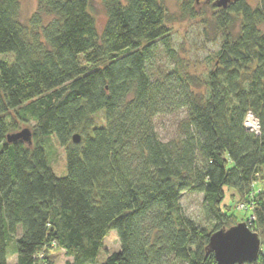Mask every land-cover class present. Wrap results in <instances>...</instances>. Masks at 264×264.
<instances>
[{"label":"trees","instance_id":"trees-1","mask_svg":"<svg viewBox=\"0 0 264 264\" xmlns=\"http://www.w3.org/2000/svg\"><path fill=\"white\" fill-rule=\"evenodd\" d=\"M192 1L183 16L197 17ZM37 3L23 23L21 0H0V56H12L0 60V264L13 240L15 264H52L53 249L66 264H97L111 231L121 250L103 264H218L211 235L245 222L227 189L254 216L248 226L263 245L251 264H264V0L217 14L229 33L201 79L155 69L161 48L174 52L161 0H101V32L91 0ZM179 112L164 142L155 119ZM248 114L258 135L245 128ZM31 123V146L7 142ZM50 136L65 149L61 178ZM186 193L203 196L208 228L185 216Z\"/></svg>","mask_w":264,"mask_h":264},{"label":"rangeland","instance_id":"rangeland-1","mask_svg":"<svg viewBox=\"0 0 264 264\" xmlns=\"http://www.w3.org/2000/svg\"><path fill=\"white\" fill-rule=\"evenodd\" d=\"M192 0H161L162 5L168 13V27L172 35V50L166 52L161 48L156 54L155 69L159 71H168L169 68L179 66V68L196 78H203L213 67L212 61L216 58L220 45L228 30L223 32L216 28L217 14L221 12L212 4L196 5L195 0L192 9L197 14L196 18H190L189 15L183 16L182 5ZM253 8L259 5L260 0H246ZM193 2V1H192ZM38 7L37 0H21L20 20L27 23L29 18L36 12ZM91 12L95 17L97 29L102 31L106 23V15L101 0H91ZM264 31V25L261 27ZM240 30V21L236 20L232 30V35H237ZM11 60V55H2L0 60ZM103 112V111H102ZM104 113V112H103ZM184 112L170 115H160L155 119V130L161 140L167 142L173 139L177 134L179 123L185 119ZM97 124L103 123V115L98 114ZM30 126L22 125L24 129H31ZM46 152L57 177H64L67 174L65 149L60 146L54 136L46 138ZM232 190H226L227 199L225 203L231 205L232 210L243 202L234 201L231 203ZM203 196L200 194L186 193L181 199V206L185 216L193 220L202 228H208L203 215ZM237 218L241 223H247L251 216L250 211L235 210ZM249 225V224H248ZM120 242L116 231H111L103 241V248L97 259V264H103L108 255L120 252ZM49 261L52 264H66L68 259L63 250L53 249L48 253ZM16 256L14 253V240L9 247L8 264H15Z\"/></svg>","mask_w":264,"mask_h":264},{"label":"water","instance_id":"water-1","mask_svg":"<svg viewBox=\"0 0 264 264\" xmlns=\"http://www.w3.org/2000/svg\"><path fill=\"white\" fill-rule=\"evenodd\" d=\"M235 0H217V7L227 9ZM199 2V0H197ZM22 141L32 145V133L29 129L9 134V144ZM74 144L80 143V136L72 139ZM262 241L247 223H239L229 229H222L213 233L208 245V253H213L218 264H251L256 263L261 254Z\"/></svg>","mask_w":264,"mask_h":264},{"label":"built area","instance_id":"built-area-1","mask_svg":"<svg viewBox=\"0 0 264 264\" xmlns=\"http://www.w3.org/2000/svg\"><path fill=\"white\" fill-rule=\"evenodd\" d=\"M249 122H251L252 127H249ZM245 128L249 132L258 135L260 132L259 121L252 114H248L245 120ZM236 209L238 211H245V210H248L249 208L246 204H240L236 207ZM253 221H254V216H251L249 218L248 224H252Z\"/></svg>","mask_w":264,"mask_h":264},{"label":"flooded vegetation","instance_id":"flooded-vegetation-1","mask_svg":"<svg viewBox=\"0 0 264 264\" xmlns=\"http://www.w3.org/2000/svg\"><path fill=\"white\" fill-rule=\"evenodd\" d=\"M237 0H235L234 2H236ZM233 2V3H234ZM195 3H196V5L198 6V5H201V4H206V5H208V4H212V6H214V7H216V8H218L217 7V0H199V2H197V0H195ZM232 4V3H231ZM228 8V7H227ZM218 9H223V8H218ZM223 10H226V9H223Z\"/></svg>","mask_w":264,"mask_h":264},{"label":"bare ground","instance_id":"bare-ground-1","mask_svg":"<svg viewBox=\"0 0 264 264\" xmlns=\"http://www.w3.org/2000/svg\"><path fill=\"white\" fill-rule=\"evenodd\" d=\"M249 127H252L251 122H249Z\"/></svg>","mask_w":264,"mask_h":264}]
</instances>
